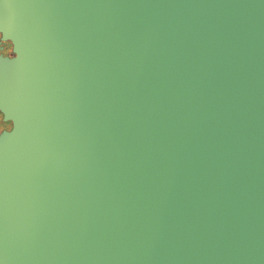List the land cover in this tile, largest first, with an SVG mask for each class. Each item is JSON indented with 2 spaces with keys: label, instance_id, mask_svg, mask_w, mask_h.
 <instances>
[{
  "label": "water",
  "instance_id": "1",
  "mask_svg": "<svg viewBox=\"0 0 264 264\" xmlns=\"http://www.w3.org/2000/svg\"><path fill=\"white\" fill-rule=\"evenodd\" d=\"M0 31V264H264V0H0Z\"/></svg>",
  "mask_w": 264,
  "mask_h": 264
},
{
  "label": "flooded vegetation",
  "instance_id": "2",
  "mask_svg": "<svg viewBox=\"0 0 264 264\" xmlns=\"http://www.w3.org/2000/svg\"><path fill=\"white\" fill-rule=\"evenodd\" d=\"M27 49L28 44L25 40V35L18 36L12 32L0 31V67L4 65L5 58L11 59L23 56L27 52ZM6 106L3 93H0V136L6 132H10L14 128L13 120L5 119Z\"/></svg>",
  "mask_w": 264,
  "mask_h": 264
}]
</instances>
